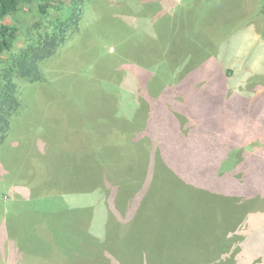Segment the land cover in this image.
Returning <instances> with one entry per match:
<instances>
[{"label":"rangeland","instance_id":"374dc122","mask_svg":"<svg viewBox=\"0 0 264 264\" xmlns=\"http://www.w3.org/2000/svg\"><path fill=\"white\" fill-rule=\"evenodd\" d=\"M95 1L48 62L47 83L13 74L0 55V94L14 81L26 103L0 151V264H141L126 241L153 238L172 217H140L142 200L124 184L146 177V189L156 157L185 170L209 162L199 175L213 187L185 183L216 196L217 208L242 203L250 183L263 195L260 0H108L107 15ZM20 9L0 17L20 29L17 48L38 20L30 5ZM232 151L244 159L220 173ZM239 213L262 236L264 203ZM255 238L251 255L264 257V235ZM162 254L161 264H236L209 250Z\"/></svg>","mask_w":264,"mask_h":264},{"label":"trees","instance_id":"16d2710c","mask_svg":"<svg viewBox=\"0 0 264 264\" xmlns=\"http://www.w3.org/2000/svg\"><path fill=\"white\" fill-rule=\"evenodd\" d=\"M90 1L92 2V0H0L1 18L7 15L17 16L21 11L22 3L30 5L38 16V20L34 21L32 27L27 31L24 46L21 48H17L21 34L20 29L9 24L0 26V55L5 54L7 56L10 71L33 84L47 83L51 74L46 71L52 68L48 66V62L64 45L68 35L79 31V25L84 18L85 6ZM95 2L99 8V13L107 15L106 12L111 9L107 3L108 0ZM260 4L261 8L258 14L264 15V0H260ZM17 87V84L10 80L0 94V151L1 147L8 143L11 138L12 133L10 132L14 129L13 122L15 119H19L20 114H22L21 110L26 106L25 100L23 101L21 95L18 94ZM128 94L133 100L140 102L137 93L136 95L134 91H129ZM141 107L142 105L138 106V115L145 111L140 110ZM146 110L144 119L147 121L151 112ZM119 118L121 119V117ZM183 147V151L186 152L184 144ZM149 151L150 149L146 153ZM140 155L144 157L141 153ZM228 157L224 161L227 167L219 168L220 173L227 168H232L233 160L241 162L244 159V157H237L234 151L230 152ZM144 158L146 159L144 160L145 167L148 169L151 165L148 160L149 157ZM0 162H2L1 158ZM182 162L180 163L182 166L179 165L181 169L178 166L172 168L168 164L169 161L164 157H156L154 162L156 167L146 189H139L142 183L146 181V177L136 183L127 182L124 184L127 193L132 192L142 200L139 202L138 209L140 217L143 215L152 217V215L157 216L165 213L167 215L169 213L172 217L171 222L165 223L163 227L158 229L155 238H139L136 243L135 241H126L130 247L140 253L141 264H161L162 262L159 260L163 255L162 253L168 255L175 249H194L197 251L201 249L219 252V255L214 256V262L221 260L226 255L232 258L236 264H240V262L243 264H261V259L264 257L252 256L251 251L256 248V245L252 246L253 241L258 240L255 236L261 238L264 233L261 236V232L258 231L259 234L255 235L257 229L252 228L256 225L254 223H249L248 228L246 224L245 229L241 227L239 211L248 206L256 207L263 204L264 191L261 195L258 189L252 188L253 184L250 183L248 185L249 194L247 197L243 195L242 203L227 208V210L217 208L219 205L214 202L216 196L209 198V193L205 191L199 193L200 190L196 189L195 186L191 187L185 183L186 179H193L197 182L201 178L199 174L204 170H199L198 165L207 166L209 162L206 164V162L198 163L196 161V170H185L187 167H183ZM106 173L105 170V176ZM99 177L101 179V176ZM100 179L99 186L102 183ZM203 183L206 186L210 185L208 189L214 185V183L200 179L198 185L203 190L207 189L202 186ZM180 186H182V191L179 189ZM235 186L238 191L241 189L245 194L246 187L236 184ZM237 216L238 218H236ZM166 224L168 227L165 226ZM257 225L259 226L258 229H261L260 226L264 225V222H259ZM254 258L257 261L252 263L251 260Z\"/></svg>","mask_w":264,"mask_h":264}]
</instances>
